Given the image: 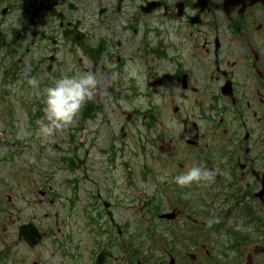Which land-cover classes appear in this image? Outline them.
Listing matches in <instances>:
<instances>
[{
	"label": "flooded vegetation",
	"instance_id": "1",
	"mask_svg": "<svg viewBox=\"0 0 264 264\" xmlns=\"http://www.w3.org/2000/svg\"><path fill=\"white\" fill-rule=\"evenodd\" d=\"M82 71L53 145L27 78ZM0 264H264V0H0Z\"/></svg>",
	"mask_w": 264,
	"mask_h": 264
},
{
	"label": "clouds",
	"instance_id": "2",
	"mask_svg": "<svg viewBox=\"0 0 264 264\" xmlns=\"http://www.w3.org/2000/svg\"><path fill=\"white\" fill-rule=\"evenodd\" d=\"M125 79H136L139 86L140 68L136 64L125 67ZM118 73H113V79L118 78ZM27 85L32 89V94L42 95L43 116L36 121L37 134L41 139L56 135L70 128L79 117L85 104L93 99V93L99 83L97 74L92 71L62 74L55 79L51 86L40 91V81L36 77L27 78ZM143 91V88L140 89ZM137 100L143 103V97ZM31 135V132H25ZM212 172L201 166L186 167L174 177V183L179 187H187L209 181Z\"/></svg>",
	"mask_w": 264,
	"mask_h": 264
},
{
	"label": "rangeland",
	"instance_id": "3",
	"mask_svg": "<svg viewBox=\"0 0 264 264\" xmlns=\"http://www.w3.org/2000/svg\"><path fill=\"white\" fill-rule=\"evenodd\" d=\"M18 109V107H17ZM22 113L24 112H21V111H17V115L18 116H21ZM23 119H28L27 117H24V115L22 117L19 118V120L22 122ZM28 135L25 134V131L23 132H19L18 133V138L20 139V141L24 142L23 140H26L28 139L27 138ZM60 139L62 141H64V139L62 138V136H60ZM48 141H51V143H55L56 140H54L53 137L49 138ZM38 142L40 143V140H38ZM57 143V142H56ZM61 146H64L65 144L64 143H59ZM64 144V145H63ZM54 145V144H53ZM68 147V146H66ZM28 152H31V154L33 155L34 153H36V156H37V163L39 164L38 165V169H40V171H45L47 169H50V163H49V159L46 157V156H43V154L39 153L38 152V146L36 144H34L32 147L29 148ZM54 155L56 156V154L54 153ZM94 159V158H93ZM92 159V160H93Z\"/></svg>",
	"mask_w": 264,
	"mask_h": 264
}]
</instances>
